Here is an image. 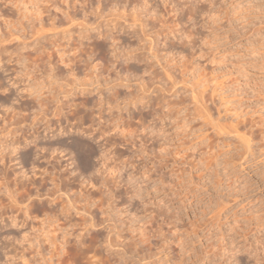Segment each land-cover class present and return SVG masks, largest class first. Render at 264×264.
Here are the masks:
<instances>
[{
  "label": "rangeland",
  "instance_id": "374dc122",
  "mask_svg": "<svg viewBox=\"0 0 264 264\" xmlns=\"http://www.w3.org/2000/svg\"><path fill=\"white\" fill-rule=\"evenodd\" d=\"M55 2L62 6V0ZM152 2L160 7L156 18L171 26L159 25L163 33L181 28L192 36L191 46L184 53L185 61L164 54L160 64L151 69L159 75H153L155 78H148L151 71L140 70L136 76V72L132 73L130 87H102L103 98L112 103H104L101 108L109 119L107 124L117 113L125 118L128 110L134 112L129 128L139 138H134L130 145H119L116 151V158L128 161L122 183L119 185L113 179L109 187L101 188L105 195L102 207L99 193L86 207L98 224L85 235L84 242L91 247L77 244L81 238L78 234L83 233L80 222L89 216L88 210L81 208L76 213L72 208L67 216L61 214L63 199L76 207L87 202L82 199L79 185L66 182L59 193L62 197L49 202L54 183H59L55 171L51 175L38 172L35 178L27 180L33 175L28 172L29 164L24 172L15 161L7 165L0 161L1 194L14 190L23 206L29 204L32 219H27L25 225L18 222L21 217L17 220L7 217L5 223L16 236H25L26 257L32 258L31 264H264V0ZM97 3L90 0L92 7L87 14L94 15L91 12ZM76 18L82 20L83 11H78ZM7 29L0 21V30ZM89 31L93 37L99 35L98 29ZM56 36L49 37L54 40ZM24 37L30 40L28 35ZM169 41L179 45L176 38ZM50 43L43 45L50 48ZM89 48L94 46L90 44ZM94 63H104V58L98 54L93 58ZM162 66L170 71L171 79L165 76ZM111 69L127 75L122 66L113 65ZM141 81L153 104L152 116L139 114L134 104L127 105L124 101L131 89L138 90L136 82ZM34 82L32 87L39 83L38 88L45 95L50 88H58V83L46 76ZM36 94L25 99L33 101ZM93 96L95 101L99 97ZM116 96H119L117 101ZM81 101L75 94L69 100L70 103ZM14 103L16 107L11 105L9 110L0 106V129L4 122H10L13 110H18ZM91 103L88 110L97 122L100 108ZM123 105L118 112V107ZM35 106L24 113L34 116L39 109ZM112 106L110 114L107 108ZM150 108L149 104L141 111ZM89 124L88 121L86 125ZM142 124L152 125L155 131L141 132ZM73 138L74 135L63 137L68 141ZM12 146V142L5 147L0 141V157L9 156L8 149ZM42 159L36 164L37 170L47 169ZM12 170L20 171L18 180ZM129 173L133 177L130 182L126 180ZM21 179L28 183L30 200L22 197L24 192H18L19 185L15 183ZM99 186L88 188L97 190ZM111 188L114 191L109 201L106 195ZM2 198V203L8 202L7 196ZM11 220L18 224L10 223ZM70 224L73 226L68 227ZM62 236L70 237V245L64 256L58 257L56 249ZM54 238L55 246L50 244ZM107 241H112L113 246ZM0 246H4V240ZM14 246L22 251L21 244L12 242L8 244L12 254H15ZM1 251L3 254L4 250ZM4 259L0 254V264ZM17 261L13 264L22 263L20 258Z\"/></svg>",
  "mask_w": 264,
  "mask_h": 264
},
{
  "label": "bare ground",
  "instance_id": "6f19581e",
  "mask_svg": "<svg viewBox=\"0 0 264 264\" xmlns=\"http://www.w3.org/2000/svg\"><path fill=\"white\" fill-rule=\"evenodd\" d=\"M96 1L98 3L91 12L94 13L92 16L87 14V10L92 7L89 4L90 0H62V6H59L55 0H0V21L8 27L7 30H0V106L7 107L6 110H9L16 101L18 109H12L14 112L12 119L7 124L4 122L0 129V141L3 142V145L7 147L11 142L13 143V146L8 149L9 156L3 154L0 161L3 165L15 161L24 172L27 169L24 168L29 164L31 167L27 170L33 175L27 180L35 178L39 173L40 175L43 173L51 175L55 171L58 174L55 178L59 180V183H54L52 196L47 195L49 202H53L57 197H62V194L59 193L63 190L61 187L67 184L66 182L81 187L82 199L87 201L84 205L76 207L73 202L67 200L66 202L64 199L60 203H62L61 214L64 216H67V211L72 208L76 213H79L81 208L88 210L87 214L90 217L84 216L81 220L80 225L83 233L78 234L81 238L77 240V244H83L85 248L91 247L90 243L84 242L85 235L98 225L90 209L86 207L98 193L99 204L102 203V207L105 195L101 188L109 187V183L113 179L119 185L122 183L123 172L128 166V161L116 158V151L119 145H130L134 138H139V135L129 128L130 120L134 118V112L130 113L128 110L129 114L125 118L122 113H117L107 124L109 119L105 117L101 108L104 103H112L109 99L103 98L102 87H130L132 73L136 72V76L137 71L140 70H143L144 73L151 71L148 78H155L157 73L151 69L160 64L164 54L176 55L183 61L186 60L184 53L190 48L189 39L192 37L190 33L181 28L168 29L167 34L163 33V28L159 25L168 28L171 26L169 27L165 20L156 18L155 15L160 7L152 0ZM39 3H43V5L40 6ZM30 4L33 5L32 8ZM78 11H83L82 20L76 18ZM191 12L192 10L189 11V13ZM182 13L183 9L179 14L182 16ZM7 14L16 18L12 20ZM91 17L94 18L93 22H91ZM64 24L67 26L59 30V27ZM91 29H98L99 35L93 37L89 31ZM76 33L77 35H75ZM51 34L57 35L54 40L49 37ZM27 35L30 39L28 41L24 37ZM184 37L187 40H182ZM173 38L179 42L178 46L169 41ZM87 40L90 42L85 44ZM47 41L51 42L50 48L43 45ZM90 44L94 48H89ZM32 46L33 48L29 50ZM98 54L104 58V63L93 64V58ZM113 65L122 66L127 75L123 73V76L121 71L111 69ZM162 68L165 76L171 79L170 71L164 66ZM106 72L107 74L104 75ZM112 74L115 76L114 79H112ZM43 76L58 83V88H50L47 95L38 88L39 83L34 84V81ZM158 76L157 78H159ZM31 82H34L33 87ZM136 83L138 90H128L130 94L124 100L125 104H134V108L139 110V114L152 116L154 108L144 81ZM35 92L37 94L33 101L25 99L27 95ZM74 94L77 98H82V101L70 103L69 100ZM93 94L99 95L96 101ZM118 97L116 96L114 100L117 101ZM91 102L93 106L100 108L99 116H96L97 122L94 120L96 118H94L93 112L88 110L87 105L90 106ZM137 103H140L141 107ZM149 104L150 110L143 113L141 110ZM35 105L39 109L36 110L34 116L30 117V114L24 113ZM53 105L55 107L51 108ZM124 107V105L118 107V112ZM67 108L69 110L66 111ZM107 109L112 114L113 106ZM75 120L76 122H74ZM88 121L90 124L86 125ZM142 126L141 132L155 131V127H151L152 125L144 127L142 124ZM66 135L68 137L74 135L75 138L68 141L63 139ZM23 143L25 144L22 146ZM21 148L24 151H19ZM41 158L47 164L45 170L41 168V170H37L39 165L36 164ZM90 158L94 161H90ZM11 172L17 176L15 179L18 180L20 171L17 173L12 170ZM22 176L26 178L27 174H22ZM132 179V173H129L126 180L130 182ZM15 184L19 185V193L24 192L22 197L30 200L32 194L27 189L26 179H21ZM97 184H100L97 190L88 188L89 186L94 188ZM119 185L115 187L118 188ZM109 190L110 193L108 192L109 194L107 193L106 196L110 201L114 189ZM39 195L37 194V196ZM2 196H7V203H2ZM0 201V226L2 228L0 234L4 237H0V241L4 240V246H0V254L6 259L2 264H6L8 261H11L12 264L16 263L19 258L21 264H31L32 258L26 257V247L23 243L26 240L25 236L23 234L20 237L16 236L5 223L7 217L16 220L21 217L18 222L25 225L27 219H32L29 204L23 206L14 190L1 194V186ZM99 204L96 205L99 206ZM12 211H19V213L9 215L8 213ZM80 215L82 214L80 213ZM18 222L11 220L10 223L17 225ZM64 226L67 229L73 225ZM69 238V236H62L58 241L59 245L56 249L58 257L64 256L67 246L70 245ZM11 241L21 244L22 251H17V247L14 246L12 250L15 251V254H12L8 248ZM56 242V238L50 240V244L53 246L57 244ZM107 242L109 246H113L112 241ZM2 249L4 250L3 254L1 253Z\"/></svg>",
  "mask_w": 264,
  "mask_h": 264
}]
</instances>
